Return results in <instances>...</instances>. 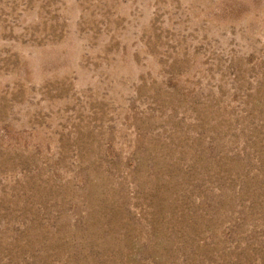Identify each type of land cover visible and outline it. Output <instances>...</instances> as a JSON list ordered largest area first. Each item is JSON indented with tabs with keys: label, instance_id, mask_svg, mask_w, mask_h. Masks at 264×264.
<instances>
[{
	"label": "rangeland",
	"instance_id": "rangeland-1",
	"mask_svg": "<svg viewBox=\"0 0 264 264\" xmlns=\"http://www.w3.org/2000/svg\"><path fill=\"white\" fill-rule=\"evenodd\" d=\"M0 264H264V0H0Z\"/></svg>",
	"mask_w": 264,
	"mask_h": 264
}]
</instances>
